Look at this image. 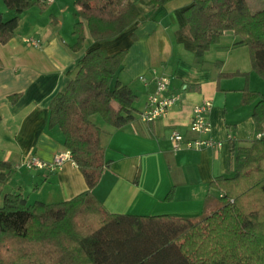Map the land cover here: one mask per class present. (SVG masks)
Instances as JSON below:
<instances>
[{
  "label": "crops",
  "instance_id": "1",
  "mask_svg": "<svg viewBox=\"0 0 264 264\" xmlns=\"http://www.w3.org/2000/svg\"><path fill=\"white\" fill-rule=\"evenodd\" d=\"M192 1L169 0L150 7L138 0L136 20L119 35L98 43L109 52L127 49L116 77L136 93L135 112L144 108L154 87L152 81L144 84L139 75L150 78L153 67L169 77L167 93L177 96L162 116L150 121L136 115L116 127L97 113L90 116L104 130V154L109 161L92 192L109 212L191 217L211 212L219 191L209 183L226 173L229 138L248 140L259 134L253 103L242 102L244 87L264 93V79L251 67L248 46L234 44L238 36L226 30L203 59H197L183 13ZM60 4L27 8L14 35L0 43V160L12 164L9 178L0 183V194L20 191L28 202L69 199L87 187L71 158L52 171L16 166L28 154L51 160L67 149L60 129L47 126L49 102L73 76L79 58L97 44L87 37L80 49L71 48L76 39L74 10ZM65 20L68 33L63 32ZM25 38L38 39L39 45L28 44ZM216 60L221 64H214ZM235 70L247 74L218 75ZM12 93H19L14 102L9 100ZM205 100L211 102L210 130L196 133L189 128L192 108ZM111 105L117 107L115 102ZM173 130L184 139L211 136L220 144L174 150L169 138Z\"/></svg>",
  "mask_w": 264,
  "mask_h": 264
},
{
  "label": "trees",
  "instance_id": "2",
  "mask_svg": "<svg viewBox=\"0 0 264 264\" xmlns=\"http://www.w3.org/2000/svg\"><path fill=\"white\" fill-rule=\"evenodd\" d=\"M0 43L13 35L20 14L41 0H2ZM169 0H142L154 7ZM138 0H74L73 50L88 37L96 42L77 61L73 76L49 102L48 128L57 126L86 188L57 202H28L20 191L0 194V264H264V93L242 89L253 103L258 136L228 140L226 173L209 186L219 191L216 207L200 215H130L109 212L92 192L109 161L104 130L90 118L99 114L113 126L135 119L136 93L117 77L127 52L98 43L113 38L136 20ZM193 0L183 13L200 61L220 34L231 30L234 44H246L252 69L264 79V0ZM221 64V60L214 61ZM247 74L240 70L218 75ZM19 93L9 95L14 102ZM115 102L117 107H113ZM1 119V114H0ZM12 171L0 160V183Z\"/></svg>",
  "mask_w": 264,
  "mask_h": 264
},
{
  "label": "built area",
  "instance_id": "3",
  "mask_svg": "<svg viewBox=\"0 0 264 264\" xmlns=\"http://www.w3.org/2000/svg\"><path fill=\"white\" fill-rule=\"evenodd\" d=\"M51 2L52 0H45ZM28 44L39 45V40L34 38L24 39ZM140 80L147 85L149 81L154 83L152 90L147 93V101L142 110L137 113L138 118L146 121L153 120L156 117L162 116L167 109L176 101L177 96L167 93L170 79L167 75L160 74L156 68L150 69V78L146 75H139ZM211 107L209 100L197 103L192 108V114L189 122V128L196 133H206L210 130V122L208 120V112ZM259 135V134H258ZM169 138L174 150L181 147L187 148H202L213 147L220 144L211 136L207 137H194L191 139H184L183 135L173 130ZM71 158L70 151L68 149L57 152L53 155L51 160H43L34 154H28L16 164L17 167L24 166L26 168H46L50 171L56 170L62 163Z\"/></svg>",
  "mask_w": 264,
  "mask_h": 264
},
{
  "label": "rangeland",
  "instance_id": "4",
  "mask_svg": "<svg viewBox=\"0 0 264 264\" xmlns=\"http://www.w3.org/2000/svg\"><path fill=\"white\" fill-rule=\"evenodd\" d=\"M74 0H54L53 2H45V1H41L42 3H45V7L44 8H50L52 5H56V3H61L60 5L62 6H66V8H69L67 10L75 11V5L73 4ZM48 3V4H47ZM53 3V4H51ZM249 4H250V8L252 10L257 9L259 6L263 5L262 0H249ZM0 10L4 11V18H9L11 17L14 12L8 10L5 6L2 0H0ZM49 10V9H48ZM24 15V14H23ZM45 20L48 21L49 20V12H46L45 16H44ZM24 28L26 26H23ZM68 31H70V26L68 25V22H66V20L63 23V32L68 33ZM32 199V197H31Z\"/></svg>",
  "mask_w": 264,
  "mask_h": 264
}]
</instances>
